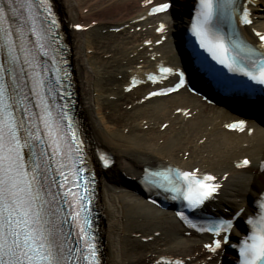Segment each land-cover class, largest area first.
<instances>
[{"label":"snow or ice","instance_id":"obj_1","mask_svg":"<svg viewBox=\"0 0 264 264\" xmlns=\"http://www.w3.org/2000/svg\"><path fill=\"white\" fill-rule=\"evenodd\" d=\"M169 6L162 3L149 14L165 12ZM251 15L237 0H198L191 33L229 72L264 86V34L255 32L259 44L253 45L238 30L224 31V24L234 20L251 25ZM58 27L51 0H0V264H101L84 140L68 104L57 102L71 95L64 83L69 73L58 66ZM157 31L164 33L165 26ZM168 76H178L179 82L150 92L145 100L184 87V73L162 65L159 75L149 74L147 80L157 84ZM131 83L135 87L141 81L133 78ZM227 127L243 131L244 122ZM99 159L104 167L110 166L105 155ZM249 164L244 159L236 167ZM144 182L170 193L172 200H183L189 210L202 209L221 187L215 176L199 169H145ZM258 204L260 211L246 221L249 233L231 244L238 249V264H264V196ZM176 215L198 232L216 237L204 245L209 252L230 243L235 217L197 225L183 212Z\"/></svg>","mask_w":264,"mask_h":264},{"label":"bare ground","instance_id":"obj_2","mask_svg":"<svg viewBox=\"0 0 264 264\" xmlns=\"http://www.w3.org/2000/svg\"><path fill=\"white\" fill-rule=\"evenodd\" d=\"M143 1L54 0L71 46L84 126L92 143L115 158L113 167L98 170L106 264H155L160 256L183 264H225L232 258L226 246L217 253L206 252L203 244L210 242L208 239L186 235L171 211L161 212L149 204L136 186H126L124 177H138L144 165L162 162L185 169L197 167L222 183L214 206L231 213L244 209L242 217L264 190V171L260 168L264 160V122L256 124L252 118L243 117L245 130L231 131L227 125L237 117L235 114L202 108L182 90L149 100H143L147 86L126 92L124 88L133 74L154 70L159 62H175L171 49L174 22L164 19V14L147 15L148 6H143ZM243 2L255 17L251 25L244 27V33L257 42L254 33L264 34V0ZM179 20L180 25L185 22L183 13ZM158 22L165 25L164 33L155 32ZM77 23L87 26V30L74 31L72 26ZM139 26L138 31L135 28ZM115 28L120 30L112 31ZM161 35L165 40L158 43ZM162 124L168 127L160 130ZM184 151L188 152L185 158L184 153L179 155ZM243 158L250 164L236 167ZM237 226L235 223L230 233V243L238 236ZM160 235L161 245L141 242Z\"/></svg>","mask_w":264,"mask_h":264},{"label":"rangeland","instance_id":"obj_3","mask_svg":"<svg viewBox=\"0 0 264 264\" xmlns=\"http://www.w3.org/2000/svg\"><path fill=\"white\" fill-rule=\"evenodd\" d=\"M165 18H169V16H165ZM136 30H138V28H136ZM119 77V76H118ZM183 94L186 96L187 94L183 91ZM202 103V102H201ZM203 105V104H202ZM145 127V126H144ZM157 127H158V125H157ZM185 154V157H186V155H187V151L184 153Z\"/></svg>","mask_w":264,"mask_h":264}]
</instances>
